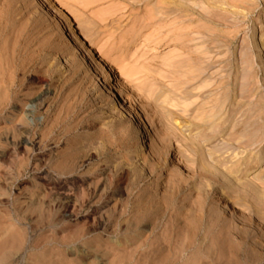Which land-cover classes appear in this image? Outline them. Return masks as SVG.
Listing matches in <instances>:
<instances>
[{"label": "rangeland", "instance_id": "rangeland-1", "mask_svg": "<svg viewBox=\"0 0 264 264\" xmlns=\"http://www.w3.org/2000/svg\"><path fill=\"white\" fill-rule=\"evenodd\" d=\"M263 62L264 0H0V264H161L183 184L264 249Z\"/></svg>", "mask_w": 264, "mask_h": 264}, {"label": "bare ground", "instance_id": "bare-ground-1", "mask_svg": "<svg viewBox=\"0 0 264 264\" xmlns=\"http://www.w3.org/2000/svg\"><path fill=\"white\" fill-rule=\"evenodd\" d=\"M175 3H177V1ZM181 3H179L178 5L183 8L184 6H182ZM183 4L186 5V3H183ZM212 5H213V3H212ZM181 7H179V8H181ZM188 8H190V7L188 6ZM183 9L181 11H183ZM189 11H191V10H189ZM255 31H258V28L253 26V29L251 32L253 33ZM89 48L90 47L88 46L87 49H89ZM82 57H84V55H82ZM66 62H67V60H66ZM64 63H65V61H64ZM104 67H105V65H104ZM11 69H9V70H11ZM13 69H14V66H13ZM7 70H8V68H7ZM16 70H18V69H16ZM106 70H107V76L106 77L108 78L106 85L108 86L109 91L111 93H113V95L116 98H119L117 92L114 90V87L112 85L114 80H111L113 78V75L115 74V72L111 68H106ZM3 73H1L2 76H3ZM11 73L12 72H10V76H11L12 80L10 79L9 74H8V76L4 75V76L9 78L6 80V82H5L6 84L2 83L5 80H3L1 78L2 76L0 75V78L2 79V81H0V82L2 83V87H4L6 90L5 94L4 95L2 94L3 96L0 95L1 96L0 97V106H2L3 108H6L10 103H12V98L16 95L14 92H16V90L18 89L17 87L19 85V84L18 85L15 84L16 81H13L14 77L12 78V75H14V74L11 75ZM261 76L264 77V62H263V69H262ZM4 79H5V77H4ZM3 85H6V86H3ZM0 88H1V85H0ZM4 88L3 89L1 88L2 91H4ZM144 124H145V119L141 118L138 121V126L142 127ZM144 133H145V130H144V128H142L140 131V134L142 135V136H140V139L145 138L143 136ZM253 143L254 142L251 141L250 143H247V146H245V147H249ZM244 150L245 149H243V151ZM261 158H262V156L258 158V161ZM177 161H178L177 164H179L180 160L178 159ZM208 162L210 163V161H208ZM205 166H204V169L206 170ZM202 169H203V167H202ZM191 177L192 176H190V178ZM205 184L206 183H204V185ZM183 186H184V184L178 185V187L174 186L175 190H172L173 188L171 190H169L172 192H171V195L168 196V198H169L168 201L167 200L165 201V198H167V197H164V199H162L163 197H161V201L158 198L155 199L157 203L160 201L161 207L169 208V204L172 201L174 202L173 199L175 198L174 196H176L177 192L178 193L181 192L182 194L186 195V200L184 199L186 202H184L182 200L184 203V204H182L183 206L182 207L179 206L180 208L177 209L178 211L176 210L178 217L174 220V222H171V223L168 222L170 224L166 226L164 238L161 242L160 254H158L159 255L158 260L161 264H264V249H262L263 247L260 246V243L255 242L256 240L255 241L251 240L252 239L251 236H253L252 232L248 229V227H246L243 224V222L239 218H235V217L224 218L221 214H215V212H213V210L212 211L209 210L207 205L209 203V195L208 194H210V193H208V191L204 189V186H203V188L199 187L200 189H197L196 196H194L195 195L194 192H191L193 190H196V188H194V186H192V188L188 191H186L185 190L186 188L184 189ZM254 186H255V184H254ZM249 187H251V186H249ZM155 196L153 195L154 198H155ZM151 199L153 201L152 197H151ZM143 200H147V199H143ZM176 200H175V202H176ZM148 202L152 203L150 201H148ZM149 203H147V204H149ZM157 203H155V204H157ZM155 204H150L149 206H153ZM175 205H177V204H175ZM170 207L172 208L173 205ZM145 208H142V209H145ZM155 208L152 210V212H149L150 210L149 211L147 210L150 213L148 216H147V212L144 215V216H147V218H149L150 216L154 217V219H153L154 228H152L154 231L157 228H159L162 224V222L160 224V220H159V222H156L158 217H159V216L157 217V212H159V214H160L163 210H165V208H163V210H162V208H161V210H159V207H157L156 209H158L159 211H156ZM172 209H175V208H172ZM167 210H169V209H167ZM137 211H139V210H137ZM144 211H146V210H144ZM144 211H143V213H144ZM140 213L141 212H139L138 213L139 215L135 218L139 222L143 219V218L141 219ZM143 213H141L142 216H143ZM135 216H136V214H135ZM176 216H174V218ZM159 218L161 219V217H159ZM144 253H145V254H143L144 258L148 260V253L146 251H144Z\"/></svg>", "mask_w": 264, "mask_h": 264}]
</instances>
